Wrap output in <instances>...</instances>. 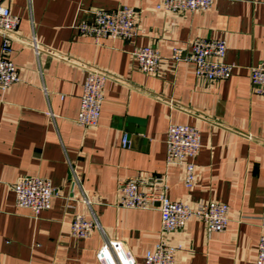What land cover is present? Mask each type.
Wrapping results in <instances>:
<instances>
[{
    "label": "crops",
    "instance_id": "1",
    "mask_svg": "<svg viewBox=\"0 0 264 264\" xmlns=\"http://www.w3.org/2000/svg\"><path fill=\"white\" fill-rule=\"evenodd\" d=\"M161 0H0L19 18L18 32L51 53L98 67L112 76L104 86L99 125L75 124L84 71L52 55L14 43L9 55L20 81L0 91V264H99L98 250L118 241L135 264L160 241L178 247L175 264H256L264 213V97L254 94L248 68L264 60V0H215L207 12L171 13ZM136 11L137 36L95 44L75 25L94 10ZM223 40L231 76L199 80L174 48L194 39ZM153 45L156 73L138 70L133 52ZM1 47V38H0ZM144 121L139 127L128 119ZM170 124L195 127L201 149L196 180L184 186V167L166 165ZM143 129L144 134L136 133ZM128 136L123 147L122 137ZM135 175L164 176L172 201L226 204L224 232L190 220L162 234L160 214L117 206L119 185ZM51 181L56 196L38 217L17 208L13 185L21 177ZM76 214L100 230L75 239Z\"/></svg>",
    "mask_w": 264,
    "mask_h": 264
},
{
    "label": "built area",
    "instance_id": "2",
    "mask_svg": "<svg viewBox=\"0 0 264 264\" xmlns=\"http://www.w3.org/2000/svg\"><path fill=\"white\" fill-rule=\"evenodd\" d=\"M215 0H161L157 9L171 13L207 12ZM19 18L10 10L0 5V91L6 92L20 81L16 66L9 55L14 43L30 47L36 55L46 53L81 68L85 73L79 108L75 124L84 130L95 129L99 125L101 107L104 100L105 83L112 79L106 71L91 65H83L68 60L61 55L44 49L33 38H25L18 32ZM75 29L82 36L99 44L103 39L129 41L137 36L136 11L129 6H122L113 11L94 10L90 20L80 21ZM226 42L217 39H194L187 49L174 48L172 59L175 62L188 61L193 65L197 79L218 82L228 79L234 65L225 61ZM138 70L152 75L159 68L160 56L153 45L137 48L133 52ZM249 80L255 95L264 97V60L248 68ZM123 147L128 145V136L121 140ZM201 149V136L197 128L170 124L166 139V165L184 167V186L191 189L195 183V160ZM167 184L164 176L149 177L135 175L125 179L119 185L117 206L127 210H154L160 214L161 233L167 234L182 229L190 220L203 222L210 233H221L230 221L229 208L226 204L210 201L196 206L172 201L166 195ZM15 205L29 210L36 218L51 206L56 196L50 180L31 176L17 179L13 185ZM261 235L257 247L256 264H264V213L260 215ZM70 232L75 239H87L100 227L95 219H86L76 214L70 221ZM178 247L160 241L144 255L143 264H175ZM99 264H135L131 253L118 241H107L97 252Z\"/></svg>",
    "mask_w": 264,
    "mask_h": 264
},
{
    "label": "water",
    "instance_id": "3",
    "mask_svg": "<svg viewBox=\"0 0 264 264\" xmlns=\"http://www.w3.org/2000/svg\"><path fill=\"white\" fill-rule=\"evenodd\" d=\"M127 122L128 123H133V124H136V125H138L139 127H141L142 125H144V121H142V120H138V119H128L127 120ZM136 133L137 134H140V135H142V134H144V131H143V129H137L136 130Z\"/></svg>",
    "mask_w": 264,
    "mask_h": 264
}]
</instances>
